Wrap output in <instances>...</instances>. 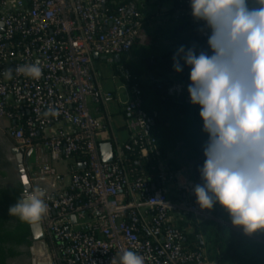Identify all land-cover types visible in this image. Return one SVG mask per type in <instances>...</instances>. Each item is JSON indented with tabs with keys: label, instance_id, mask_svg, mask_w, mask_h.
<instances>
[{
	"label": "built area",
	"instance_id": "built-area-1",
	"mask_svg": "<svg viewBox=\"0 0 264 264\" xmlns=\"http://www.w3.org/2000/svg\"><path fill=\"white\" fill-rule=\"evenodd\" d=\"M107 2L0 0V138L10 137L12 147L24 153L32 150L38 164L35 171L25 165V175L18 176L25 190L45 192L47 211L40 223L52 264H111L121 249L136 251L145 264H216L206 237L193 234L190 223L222 221L195 202L199 182L184 178L183 169L163 155L143 91L120 64L143 44L147 14L136 0L121 2L113 12L106 10ZM179 3L176 13L192 19L188 0ZM94 54L113 67L129 93L125 142L112 135L100 114L115 94L100 84L103 72ZM37 62L39 79L15 71ZM9 69L11 79L4 75ZM185 88L178 82L169 92L179 95ZM103 142L113 144L111 162L102 161ZM127 151L156 173L146 176L127 166Z\"/></svg>",
	"mask_w": 264,
	"mask_h": 264
},
{
	"label": "clouds",
	"instance_id": "clouds-1",
	"mask_svg": "<svg viewBox=\"0 0 264 264\" xmlns=\"http://www.w3.org/2000/svg\"><path fill=\"white\" fill-rule=\"evenodd\" d=\"M188 5L205 47L180 45L172 66L176 73L189 69L187 93L207 135L198 167L202 183L193 194L201 210L218 204L233 227L251 236L264 231V0H188ZM15 71L32 79L42 74L38 62ZM4 75L11 79L12 70ZM44 197L39 187L26 189L8 215L37 222L47 211ZM111 264H145V258L121 249Z\"/></svg>",
	"mask_w": 264,
	"mask_h": 264
},
{
	"label": "trees",
	"instance_id": "trees-1",
	"mask_svg": "<svg viewBox=\"0 0 264 264\" xmlns=\"http://www.w3.org/2000/svg\"><path fill=\"white\" fill-rule=\"evenodd\" d=\"M125 1L127 0H109L106 10L113 12ZM136 1L144 12V0ZM179 4V0H173L170 12L165 17L158 18L154 14L145 16V29L150 43L137 44L138 50L133 53L134 58L123 57L120 64L131 72L133 82L139 83L143 91V106L155 118L153 133L165 158L168 150L175 149L182 142L180 155L197 160L190 179L202 183L198 167L204 160L202 146L207 135L202 131L199 107L190 103L186 91L180 101L175 100L169 88L176 81L185 87L189 83L187 67L181 73L173 70L172 57L176 49L180 45L190 46L194 42L199 47H205V39L198 35L195 21L176 13ZM119 72L118 68L116 73ZM12 143L10 137L0 138V264L32 261L30 223L8 215V207L21 198L25 191L23 181L16 174L19 171L18 164L10 159ZM125 161L138 174L150 176L156 173L152 170L151 163L139 159L136 152L127 151ZM169 163L176 169L180 168L174 162ZM71 165L78 169L74 163ZM211 211L222 222L215 219H193L190 223L193 234L206 237L209 258L216 264H264V231L251 236L245 235L230 224L228 215L221 206L217 204Z\"/></svg>",
	"mask_w": 264,
	"mask_h": 264
},
{
	"label": "water",
	"instance_id": "water-1",
	"mask_svg": "<svg viewBox=\"0 0 264 264\" xmlns=\"http://www.w3.org/2000/svg\"><path fill=\"white\" fill-rule=\"evenodd\" d=\"M94 57L97 58L98 55L94 54ZM115 58L116 61L120 60L119 55H117ZM0 133L3 134L1 131ZM181 145L182 142H179L175 149L168 150L167 159L171 162H174L179 167H188L191 169L197 163V160L182 157L180 155ZM100 153L102 161L111 162L114 158V147L112 142L101 143ZM10 154L15 157L19 167V172L22 176H24L26 173L25 164L30 161L32 156V150H29L27 153H24L14 146L10 149ZM30 226L33 240V245L31 247L32 264H52V259L44 238L40 220L37 222L30 223Z\"/></svg>",
	"mask_w": 264,
	"mask_h": 264
},
{
	"label": "crops",
	"instance_id": "crops-1",
	"mask_svg": "<svg viewBox=\"0 0 264 264\" xmlns=\"http://www.w3.org/2000/svg\"><path fill=\"white\" fill-rule=\"evenodd\" d=\"M142 7L144 9L145 14L151 15L154 14L156 17H165L170 12V9L172 7L171 3L163 1V0H144ZM132 55H128V59L131 58ZM95 58V57H94ZM98 61L102 60L99 56L95 58ZM100 84L104 87L106 90H111L114 92L115 97L112 101L107 103L104 107H102L100 114H102L105 118L108 119L110 124L111 133L114 137H116L119 141H127L129 138V132L125 125V119L123 114V107L124 104L130 99L129 93L127 94V99L122 98L118 95V91L120 90L119 85L114 84L113 85H107V80L105 79L104 75L100 79ZM178 83L176 81L174 84ZM31 158L28 163H26V167L30 169V171L37 170V163H35V160ZM62 171L65 170V164L64 162H58L55 163ZM37 167V168H36ZM184 168V167H180ZM50 183L43 182L41 183V186H48ZM43 187V188H44Z\"/></svg>",
	"mask_w": 264,
	"mask_h": 264
},
{
	"label": "rangeland",
	"instance_id": "rangeland-1",
	"mask_svg": "<svg viewBox=\"0 0 264 264\" xmlns=\"http://www.w3.org/2000/svg\"><path fill=\"white\" fill-rule=\"evenodd\" d=\"M140 41L143 44L150 43V37L147 34L146 29L144 30ZM137 50H138V46H134L133 49H132V52H131V55H132L131 58H133V53L135 51H137ZM97 66L102 69L103 75H104L105 79L107 80L106 84L109 86V85H113L114 82H115V84L119 85V87H120L119 88L120 90L118 91V95L121 96L124 99H127L128 92H127V89H126V87L124 85V82H123V80H121L119 75H115L114 74L113 67L111 65H109L108 63H106L105 61H103V60L98 61L97 62ZM185 91L187 92V89H183L182 92L179 95H177L176 93L173 94L174 99L177 100V101H180L182 99V96L185 95V94H183ZM187 99H189V98L187 97ZM31 158L34 160V156H32ZM10 159L12 161H15V158L13 156H10ZM183 172H184L183 173L184 174V178H189L191 176V173H192V168L190 169L188 167H184L183 168ZM18 173L19 172L16 171V174H18ZM30 262L31 261H11L10 264H30Z\"/></svg>",
	"mask_w": 264,
	"mask_h": 264
},
{
	"label": "flooded vegetation",
	"instance_id": "flooded-vegetation-1",
	"mask_svg": "<svg viewBox=\"0 0 264 264\" xmlns=\"http://www.w3.org/2000/svg\"><path fill=\"white\" fill-rule=\"evenodd\" d=\"M15 162H16V160H15ZM17 163V162H16Z\"/></svg>",
	"mask_w": 264,
	"mask_h": 264
}]
</instances>
